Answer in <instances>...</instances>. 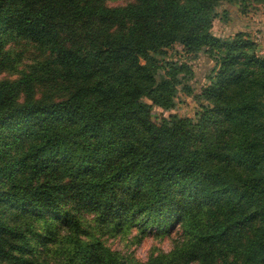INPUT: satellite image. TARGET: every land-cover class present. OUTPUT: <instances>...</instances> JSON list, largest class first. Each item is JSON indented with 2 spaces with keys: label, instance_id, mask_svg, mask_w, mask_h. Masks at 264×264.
<instances>
[{
  "label": "trees",
  "instance_id": "16d2710c",
  "mask_svg": "<svg viewBox=\"0 0 264 264\" xmlns=\"http://www.w3.org/2000/svg\"><path fill=\"white\" fill-rule=\"evenodd\" d=\"M118 1L0 0V264H264V0Z\"/></svg>",
  "mask_w": 264,
  "mask_h": 264
},
{
  "label": "rangeland",
  "instance_id": "374dc122",
  "mask_svg": "<svg viewBox=\"0 0 264 264\" xmlns=\"http://www.w3.org/2000/svg\"><path fill=\"white\" fill-rule=\"evenodd\" d=\"M130 0H120L116 3H111V6H123ZM226 10L229 13V21L224 22L221 19L222 11ZM220 17L216 20L214 26V32L218 35L229 34L232 30L249 27L252 29L251 36L257 41L259 47V53L264 56V10L258 9L250 12L247 16L241 15L237 6L224 4L219 9ZM181 50L180 47L177 48ZM27 57V55L25 56ZM26 59V58H25ZM26 62V60H25ZM192 65L195 69V79L192 81L193 87L198 92L200 87L205 84V76L210 70L212 64L205 58L194 60ZM156 114L159 115L161 111L156 110ZM198 111V104L193 97L186 96L181 93L179 95L178 109L175 111L180 116L194 117ZM89 220H91L89 218ZM178 236V231H175L171 238H158L154 235L147 236L140 239L137 230L132 231L124 236L110 237L105 236L103 240L106 245L113 251L120 253L126 258L135 259L137 261L144 262L148 259L153 250L158 249L164 252H169L173 247V240Z\"/></svg>",
  "mask_w": 264,
  "mask_h": 264
}]
</instances>
